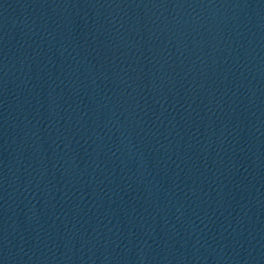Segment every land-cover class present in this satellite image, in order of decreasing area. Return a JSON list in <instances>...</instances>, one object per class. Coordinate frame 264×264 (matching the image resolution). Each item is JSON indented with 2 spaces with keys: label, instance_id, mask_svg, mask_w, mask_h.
Returning <instances> with one entry per match:
<instances>
[{
  "label": "water",
  "instance_id": "1",
  "mask_svg": "<svg viewBox=\"0 0 264 264\" xmlns=\"http://www.w3.org/2000/svg\"><path fill=\"white\" fill-rule=\"evenodd\" d=\"M257 264H264V218H263L262 231H261V237L259 243Z\"/></svg>",
  "mask_w": 264,
  "mask_h": 264
}]
</instances>
